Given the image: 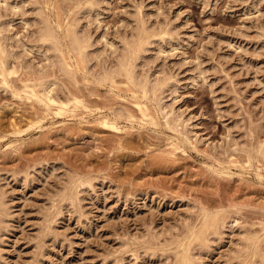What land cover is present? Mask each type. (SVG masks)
Returning <instances> with one entry per match:
<instances>
[{
	"label": "rangeland",
	"instance_id": "obj_1",
	"mask_svg": "<svg viewBox=\"0 0 264 264\" xmlns=\"http://www.w3.org/2000/svg\"><path fill=\"white\" fill-rule=\"evenodd\" d=\"M206 215L189 264H264V0H0V264H180Z\"/></svg>",
	"mask_w": 264,
	"mask_h": 264
},
{
	"label": "bare ground",
	"instance_id": "obj_2",
	"mask_svg": "<svg viewBox=\"0 0 264 264\" xmlns=\"http://www.w3.org/2000/svg\"><path fill=\"white\" fill-rule=\"evenodd\" d=\"M43 29V28H42ZM43 30H45V26H44V29ZM46 32H48L47 31V28H46V31H44V34L46 33ZM50 32V31H49ZM73 32V31H72ZM71 33V32H70ZM73 34V33H72ZM71 34V36H73ZM50 35H51V32H50ZM76 35V34H75ZM74 35V38H73V41L75 40V45H77V47L78 48H76V49H80V50H82L83 48H84V45L82 46V42H81V40H80V38L76 35L75 36ZM47 36H49V34L47 35ZM54 37V36H53ZM48 38H50V37H48ZM71 38V39H72ZM52 39V38H51ZM85 41V40H84ZM56 42V41H55ZM74 43H73V45H74ZM139 45V44H138ZM86 46V45H85ZM131 46V45H130ZM76 47V46H75ZM132 47V46H131ZM76 49H75V51H76ZM131 49V48H130ZM136 49V48H135ZM84 50V49H83ZM132 50H133V48H132ZM80 53V52H79ZM131 53V52H130ZM81 54H83V53H81ZM130 55V54H129ZM131 55H132V53H131ZM130 55V58L129 59H132L131 56ZM126 61V60H125ZM129 62V61H128ZM127 62V63H128ZM126 63V62H125ZM123 64V66H122V70H123V73L128 77V78H130V79H132L133 78V72L132 71H134V69L132 70V66L130 67V64H131V61H130V63L129 64ZM122 64V63H121ZM5 65V64H4ZM105 69V68H104ZM110 70H111V68H110ZM115 70V69H114ZM105 72H107L108 74L110 73L109 72V69L108 70H104ZM105 72L103 73L104 75H106L105 74ZM122 72V71H121ZM108 74H107V76H108ZM100 75V74H99ZM139 78V77H138ZM42 79V78H41ZM42 81V80H41ZM29 84V83H28ZM143 85H145L146 86V84H144L143 83ZM144 86V87H145ZM49 87V86H48ZM43 89V88H42ZM143 89V88H142ZM147 91V90H146ZM151 93V92H150ZM48 96V95H47ZM51 98V97H50ZM53 98V97H52ZM160 111V110H159ZM164 124V123H163ZM212 215V214H211ZM214 215V214H213ZM210 215H206V217L204 216V219H205V221H202V222H204L203 223V228L201 229V230H197V231H192V230H190V232H192L191 233V235H190V240H191V242L189 243V244H185L186 243V241L184 242V244H183V246L182 247H184V253L181 255L180 253L181 252H179L178 254H180V258L178 259L179 260V262H180V264H189L190 263V254H189V247H191V245H193V242H197V241H201L202 239H203V237L204 236H206L205 234H206V232L209 230V229H211L212 227H214L216 224H217V221H218V219H211V220H206L208 217H209ZM218 218H219V216H218ZM201 227V226H200ZM196 230V229H195ZM187 240H188V238H187ZM189 241V240H188ZM181 243V242H180ZM180 243H178V244H180ZM183 243V242H182ZM251 245V244H250ZM249 245V246H250ZM254 245V244H253ZM180 246V245H179ZM185 246H188V247H185ZM177 247V246H176ZM252 248V247H251ZM181 249V248H180ZM252 250V249H251ZM178 251V250H177ZM181 251V250H180ZM255 250H253V251H251L250 253H253ZM177 253V252H176ZM177 254V255H178ZM253 254H255V253H253ZM252 254V255H253ZM179 256V255H178ZM251 256V255H250ZM251 258V257H250ZM247 260V259H246Z\"/></svg>",
	"mask_w": 264,
	"mask_h": 264
}]
</instances>
